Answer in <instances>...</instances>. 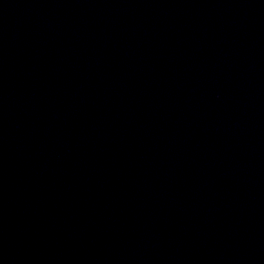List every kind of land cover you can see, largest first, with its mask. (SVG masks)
Here are the masks:
<instances>
[{"label":"water","instance_id":"water-1","mask_svg":"<svg viewBox=\"0 0 264 264\" xmlns=\"http://www.w3.org/2000/svg\"><path fill=\"white\" fill-rule=\"evenodd\" d=\"M0 264H264V0H0Z\"/></svg>","mask_w":264,"mask_h":264}]
</instances>
